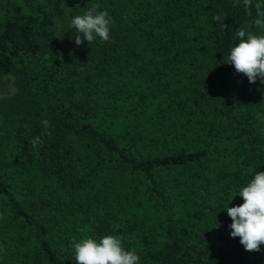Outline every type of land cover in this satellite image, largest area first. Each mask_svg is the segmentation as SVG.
Segmentation results:
<instances>
[{
  "label": "trees",
  "instance_id": "16d2710c",
  "mask_svg": "<svg viewBox=\"0 0 264 264\" xmlns=\"http://www.w3.org/2000/svg\"><path fill=\"white\" fill-rule=\"evenodd\" d=\"M256 2L72 0L113 20L77 46L62 0H0V264H76L105 235L139 264H264L226 210L264 172V83L228 62L236 29L264 35Z\"/></svg>",
  "mask_w": 264,
  "mask_h": 264
},
{
  "label": "clouds",
  "instance_id": "9594fccd",
  "mask_svg": "<svg viewBox=\"0 0 264 264\" xmlns=\"http://www.w3.org/2000/svg\"><path fill=\"white\" fill-rule=\"evenodd\" d=\"M243 5L251 15L253 0H243ZM254 7L257 16L254 25L264 29V2L257 0ZM98 9L99 4H93L83 15L71 19L70 29H76L74 39L77 46L84 40L91 44L97 37L102 41L109 40L113 20L106 10ZM213 20L222 23L224 19L218 14ZM223 26L228 28V25ZM236 37L239 42L231 49L228 62L234 65L237 72L245 74L250 83L258 78L264 83V35H255L245 28H238ZM42 123L47 133L49 121L44 120ZM42 142L40 136L31 141L34 147ZM237 194L243 197L244 203L226 209L232 219L230 235L233 238L240 237L245 250L259 251L264 244V172L257 171L254 178ZM74 248L76 264H139L140 261L136 250H126L122 239L114 235H105L99 242L89 237L74 242Z\"/></svg>",
  "mask_w": 264,
  "mask_h": 264
},
{
  "label": "rangeland",
  "instance_id": "374dc122",
  "mask_svg": "<svg viewBox=\"0 0 264 264\" xmlns=\"http://www.w3.org/2000/svg\"><path fill=\"white\" fill-rule=\"evenodd\" d=\"M29 4H31L34 8H44L52 2V0H27ZM64 5L67 8V12L65 14L56 16L55 22L57 26V34L61 40H66L67 38H74V34L76 32L75 28L70 29V21L72 16L70 15V8L72 0H62ZM14 89L13 83L10 80L7 82L4 92L9 93Z\"/></svg>",
  "mask_w": 264,
  "mask_h": 264
}]
</instances>
